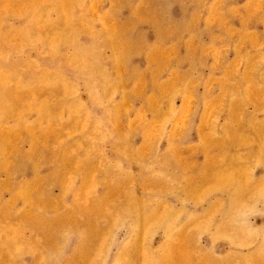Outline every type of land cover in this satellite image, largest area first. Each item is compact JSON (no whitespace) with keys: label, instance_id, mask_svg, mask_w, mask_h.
Returning <instances> with one entry per match:
<instances>
[{"label":"rangeland","instance_id":"1","mask_svg":"<svg viewBox=\"0 0 264 264\" xmlns=\"http://www.w3.org/2000/svg\"><path fill=\"white\" fill-rule=\"evenodd\" d=\"M0 264H264V0H0Z\"/></svg>","mask_w":264,"mask_h":264}]
</instances>
